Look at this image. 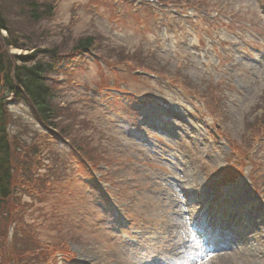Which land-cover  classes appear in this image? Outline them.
<instances>
[{
	"label": "rangeland",
	"instance_id": "374dc122",
	"mask_svg": "<svg viewBox=\"0 0 264 264\" xmlns=\"http://www.w3.org/2000/svg\"><path fill=\"white\" fill-rule=\"evenodd\" d=\"M30 1L0 0L8 51L40 49L58 115L8 103L0 264H264V0H35L53 7L39 22Z\"/></svg>",
	"mask_w": 264,
	"mask_h": 264
},
{
	"label": "trees",
	"instance_id": "16d2710c",
	"mask_svg": "<svg viewBox=\"0 0 264 264\" xmlns=\"http://www.w3.org/2000/svg\"><path fill=\"white\" fill-rule=\"evenodd\" d=\"M29 17L41 21L52 15L53 7L31 0L25 4ZM6 32L7 35H4ZM9 26L0 4V200L12 193L13 171L19 156V140H15L14 123L8 116V103L20 99L32 109L34 117L43 127L53 126L57 113L55 100L57 92L49 74L54 67L38 58L40 49L21 48L27 53L15 54L8 48L15 43L9 37ZM94 37L81 38L73 51L87 50L94 44ZM19 48V47H18ZM52 51V50H50ZM27 126V123H23ZM54 127V126H53ZM55 128V127H54ZM30 151L36 155L37 148L31 143ZM39 152V148H38Z\"/></svg>",
	"mask_w": 264,
	"mask_h": 264
}]
</instances>
